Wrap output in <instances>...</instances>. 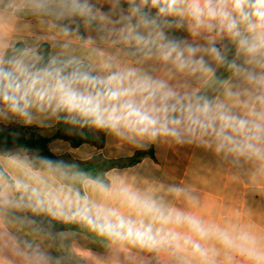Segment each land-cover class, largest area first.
I'll list each match as a JSON object with an SVG mask.
<instances>
[{
    "label": "clouds",
    "instance_id": "obj_1",
    "mask_svg": "<svg viewBox=\"0 0 264 264\" xmlns=\"http://www.w3.org/2000/svg\"><path fill=\"white\" fill-rule=\"evenodd\" d=\"M108 2L111 8L107 12L97 8L94 0H19L6 8L46 18L50 27L68 40L65 48L70 47L74 30L63 22L79 19L89 27L108 28L116 37L114 42L134 48L146 59L155 57L177 72L216 79L215 69L205 59L208 56L217 65L226 64L247 87L238 91L226 87L230 105L181 94L167 80L132 66L122 67L100 49L92 52L100 58L99 67L105 75L93 74L76 57L57 56L42 63L34 50H23L10 58L0 54V115L11 113L31 123L33 113L57 118L63 113L65 119L106 130L129 142L187 139L237 159L264 161V0H126L127 9L122 0ZM185 23L192 35H203L206 46L169 35V29ZM224 38L236 44L237 54L245 57L243 65L227 61L223 50L216 47L217 40ZM233 106L243 114L233 111ZM99 188L108 191L103 184ZM170 191L177 196L183 192L175 187ZM122 192L135 217L87 201L70 215L63 211L57 215L82 222L100 236L148 251L180 246L182 241L203 264L213 262L201 241L215 238L226 248L236 246L227 232L206 227L194 216L165 210L155 199L127 189ZM165 225L187 226L190 234L165 232ZM239 239L249 245L239 248L241 254L252 264H264V250L256 246L255 238L243 234Z\"/></svg>",
    "mask_w": 264,
    "mask_h": 264
},
{
    "label": "crops",
    "instance_id": "obj_2",
    "mask_svg": "<svg viewBox=\"0 0 264 264\" xmlns=\"http://www.w3.org/2000/svg\"><path fill=\"white\" fill-rule=\"evenodd\" d=\"M123 1L122 7L127 9L126 0ZM94 2L102 12L111 8L108 0ZM8 3H19V0H4V4H0V54L4 57L17 44H21L23 50H34L37 55L39 48L46 44L50 58L76 57L93 74L105 75L99 67L100 58L92 52L96 48L113 57L122 67L132 66L167 80L181 94L204 96L231 105L225 97L226 87L233 91L247 87L243 78L235 75L226 64L217 65L208 56L205 59L215 69L216 79L177 72L155 57L146 59L134 48L114 42L116 37L108 28L89 27L79 19L63 22L74 30L70 47L65 48L68 40L51 28L46 18L42 20L24 11L8 9ZM151 12L155 14V10ZM168 33L177 40L207 45L203 35H192L186 23L184 27L169 29ZM216 47L223 50L227 61L244 64L245 57L237 54L236 44L229 39L217 40ZM233 111L243 114L238 106H233ZM33 116L32 122L28 123L24 118L7 113L0 115V124L16 123L19 132L51 137L59 121H71L65 119L63 113L59 118L36 113ZM87 129L96 138H102L101 145L83 143L74 146L69 141L54 139L49 143L50 151L56 156L81 162L98 156L105 160H120L139 151L148 153L132 165L100 173L98 177L102 179L79 173L68 159L60 165L41 160L36 151L19 150L1 156L0 165L9 179L0 174V264H203L182 241L180 246L165 245L148 251L127 241L100 236L82 222L65 220L57 215L61 211L70 215L78 204L87 201L90 205L135 217L125 203L123 189L155 199L165 210L174 209L194 216L206 227H215L232 236L236 245L232 248H226L215 238L201 241L209 250L213 264H252L239 251L241 246H249L239 239L243 234L254 237L256 246L264 250V161L217 153L214 147L199 141L157 138L155 141L129 142L91 125ZM100 184L108 191H101ZM174 187L183 192L177 196L170 191ZM49 215L56 222L86 226L88 233L53 228V221L44 224ZM163 227L165 232L181 236L190 234L187 226Z\"/></svg>",
    "mask_w": 264,
    "mask_h": 264
},
{
    "label": "trees",
    "instance_id": "obj_3",
    "mask_svg": "<svg viewBox=\"0 0 264 264\" xmlns=\"http://www.w3.org/2000/svg\"><path fill=\"white\" fill-rule=\"evenodd\" d=\"M122 4L124 1L122 0ZM23 51V46L17 44L10 48L5 58H10L13 55L18 54ZM39 56H41L42 63H47L51 58L49 54V46L44 44L39 48ZM89 124L83 122H72L64 123L59 121L57 125L56 132L51 137L36 136L34 134H26L24 132H19V125L16 123H11L9 125L0 124V157L11 155L19 150L26 151H36L39 154L41 160L50 161L57 165L63 163L64 159H68L79 173L92 176L94 178H99L98 175L104 171L116 168L132 165L140 161L148 152L139 151L134 156L120 159V160H105L101 156L95 157L91 161L81 162L74 161L67 156H56L49 149V143L54 139H63L69 141L74 146H78L83 143H92L96 145L102 144V138H96L90 130L87 129ZM106 130H103L105 132ZM0 174L9 179L8 175L2 169L0 165ZM99 179H102L99 178ZM50 221H53L52 217L49 215L45 219L44 224L49 225ZM53 228L59 230H76L79 232L88 233V227L74 223V222H56L53 221Z\"/></svg>",
    "mask_w": 264,
    "mask_h": 264
}]
</instances>
